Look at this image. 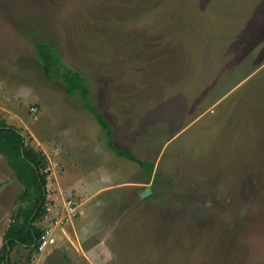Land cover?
Returning <instances> with one entry per match:
<instances>
[{
	"label": "rangeland",
	"instance_id": "obj_1",
	"mask_svg": "<svg viewBox=\"0 0 264 264\" xmlns=\"http://www.w3.org/2000/svg\"><path fill=\"white\" fill-rule=\"evenodd\" d=\"M0 119L48 158L53 242L12 264H264V0H0ZM22 189L0 155V250Z\"/></svg>",
	"mask_w": 264,
	"mask_h": 264
},
{
	"label": "trees",
	"instance_id": "obj_2",
	"mask_svg": "<svg viewBox=\"0 0 264 264\" xmlns=\"http://www.w3.org/2000/svg\"><path fill=\"white\" fill-rule=\"evenodd\" d=\"M36 54L41 66L45 67L44 74L48 80H61L68 94L79 93L86 109L94 115L97 124L105 131L109 148L117 155L137 163L150 175L153 163L140 160L116 148L109 123L89 102V88L81 74L68 68L53 48L46 43L36 44ZM27 136L20 128L0 119V155L5 158L14 177L23 187L18 197L16 211L2 236L0 264H11L10 256L6 260V254H9L17 245L25 246L29 254L35 251L43 231L35 225V222L46 214L48 158L41 149L31 145V138ZM33 243H35L34 246H32Z\"/></svg>",
	"mask_w": 264,
	"mask_h": 264
},
{
	"label": "built area",
	"instance_id": "obj_3",
	"mask_svg": "<svg viewBox=\"0 0 264 264\" xmlns=\"http://www.w3.org/2000/svg\"><path fill=\"white\" fill-rule=\"evenodd\" d=\"M70 207V206H69ZM74 212V208H72L71 213ZM50 230L46 229L42 231L40 238L38 240V248L43 249L46 245L51 244L53 242V238L49 237Z\"/></svg>",
	"mask_w": 264,
	"mask_h": 264
},
{
	"label": "water",
	"instance_id": "obj_4",
	"mask_svg": "<svg viewBox=\"0 0 264 264\" xmlns=\"http://www.w3.org/2000/svg\"><path fill=\"white\" fill-rule=\"evenodd\" d=\"M150 193H151V189H145V190H143L141 193H140V197H142V198H144V197H146V196H148V195H150ZM35 245V243H33V245L32 246H34ZM7 249H8V251H10V248L9 247H7ZM8 259V254H6V260Z\"/></svg>",
	"mask_w": 264,
	"mask_h": 264
},
{
	"label": "crops",
	"instance_id": "obj_5",
	"mask_svg": "<svg viewBox=\"0 0 264 264\" xmlns=\"http://www.w3.org/2000/svg\"><path fill=\"white\" fill-rule=\"evenodd\" d=\"M21 246V245H20ZM23 246V245H22ZM25 247V246H24ZM8 257H9V254H8ZM10 261H11V264H12V260H11V257H10Z\"/></svg>",
	"mask_w": 264,
	"mask_h": 264
}]
</instances>
